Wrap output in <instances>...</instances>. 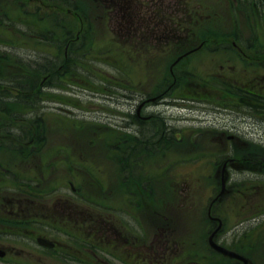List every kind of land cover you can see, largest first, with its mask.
<instances>
[{
	"label": "rangeland",
	"instance_id": "1",
	"mask_svg": "<svg viewBox=\"0 0 264 264\" xmlns=\"http://www.w3.org/2000/svg\"><path fill=\"white\" fill-rule=\"evenodd\" d=\"M198 2L206 5L208 12H201L198 17L202 18L197 22L206 23L196 29L188 26L200 38L195 36L198 39H191L189 46L182 50L197 47L202 40L206 43L175 66L176 86L171 95L142 113L152 116V122L143 129V136L151 127L166 125L172 129V136L182 140L175 141L170 149L160 147L159 151H153L132 133L130 126L137 121L133 110L142 95L154 97L172 84L169 65L177 54L156 55L148 63L129 59L135 56V49L123 47L119 33L111 31L115 20L111 21L110 15L104 13L108 4L104 2V7L102 0H0V72H3L0 80L12 70L17 74L14 80L0 81V136H8L12 131L15 137L39 138L44 143L37 145L35 151L30 145L33 153L22 161L16 158L0 161L8 169L0 168V197H10L11 190L18 186L35 185L68 195L71 183L94 200L89 204L95 214L121 218L122 223L131 227L126 232L130 238V232L139 233L137 221L147 215L141 206L149 203L151 207L157 206L161 215L180 222L181 228L187 225L185 237L196 242L191 258L199 254L198 250L205 251L207 237L201 220L204 222L207 206L216 195L218 158L233 155L251 160L264 153V143H252L249 139L247 143L243 142L245 139L240 143L218 142L217 138L222 135L232 134V119L226 111L231 106L225 102L234 93L232 84L238 75L249 76L251 69L247 63L242 65L233 59L230 11L220 12L223 7L218 0ZM255 23L247 18L243 20V32H252ZM162 24L169 25L167 20ZM61 32L72 40L76 34L80 38L65 51L66 40ZM258 33L264 46V28H259ZM63 56L69 60H63ZM7 62H13L15 68L11 70L12 64ZM22 67L28 71L50 68L54 73L60 68L61 75L48 78L40 90L35 86L41 95L30 103L31 91L24 85L32 83L22 77ZM257 73L264 74V69L259 68ZM16 95L18 99L12 103ZM183 97L190 100L182 101ZM199 98L206 99L198 101ZM216 100H221L222 105H216ZM12 116L14 122L9 123L7 117ZM240 130L246 136L251 134L250 127ZM167 166L170 173L166 171ZM230 176L235 188L239 183L244 186L239 196L234 195L224 205V243L246 250L252 263L264 264V231L256 237L252 234L255 227L263 229L264 225L247 219L257 213L250 204L253 197L249 195V174L232 171ZM52 204L46 206L45 212L53 219ZM78 208L85 210L83 206ZM4 211L0 204V212ZM211 211L216 216L219 211L216 203ZM239 216L246 220L237 225L234 217ZM116 224L119 226L118 221ZM143 228L147 235L152 231L149 226ZM16 230L22 227L3 222L0 217L2 247H27L29 241L21 235L4 236ZM180 230H172V238L177 240ZM248 232L256 238L255 244L242 246L241 240L248 238ZM127 249L135 255V250L129 246ZM206 252L208 264H232L227 258L220 260L211 250ZM186 256L184 251L180 258L184 260ZM101 259L96 257V262ZM0 264L20 263L9 260Z\"/></svg>",
	"mask_w": 264,
	"mask_h": 264
},
{
	"label": "flooded vegetation",
	"instance_id": "2",
	"mask_svg": "<svg viewBox=\"0 0 264 264\" xmlns=\"http://www.w3.org/2000/svg\"><path fill=\"white\" fill-rule=\"evenodd\" d=\"M107 1L119 2V9H112L109 5L104 13L106 16L108 12L111 17H120L121 24L118 28L120 43L125 48L135 49L133 52L135 56H129V59L142 60L148 63L156 55L175 56L176 48H179V50L185 49L191 43V29L188 27L191 25L190 0ZM176 1L179 3L184 2V9H179L178 12H189L184 18L185 25L181 26L178 31L175 29L173 17V12L176 11ZM218 1L223 7L220 12L223 10L230 11L232 24L230 26H232L234 33L232 42L233 59L242 65L247 63L251 71L249 76L244 78L242 75H238L235 83L232 84L234 93L225 100L231 106L226 111L232 119L230 123L232 134L225 137L222 135L217 139L220 144L224 140L226 143H240L244 139L243 142L245 143L249 142L246 139H249L252 143H264V137L262 136L264 135V74L258 75L259 73H257L259 68L264 69V46L258 38V29L264 28V0ZM246 18L251 22L256 21L253 31H249L247 34L243 32V20H246ZM164 20L168 21V26L162 24ZM221 27H225V25ZM181 30L183 31L181 32ZM1 73L3 72H0V76H3ZM21 75L23 78L30 77L29 74ZM16 76L17 74L7 73L4 79L11 81ZM53 76L59 78L52 73L45 74L39 82L38 90L43 88L45 86L44 82ZM173 79L172 84L167 85L154 97L142 95L136 109L133 110V117L137 121L136 125L130 126L132 133L136 135V139L142 145L151 146L153 151H159L160 147H166V150L170 149L175 141L182 140V138L172 136V129L166 125L157 126V128L151 127L147 133L144 131L146 136L142 135L145 125L152 122L151 115L146 117L142 113L146 109L157 107L160 102L171 95L176 86V77L174 76ZM9 86L13 89L12 83L9 82ZM30 91V97L34 96V99L35 97L39 98L41 95L35 89ZM206 98H199L198 101H204ZM14 99H18L17 95L13 97L12 103ZM34 99L28 102H34ZM183 100L190 99L183 97ZM246 101H253L256 105H249L245 103ZM152 103L156 105H151ZM215 104L222 105V101L216 100ZM7 118H9V123L14 122L13 116ZM245 126L251 128V134H248V136L240 130L241 127ZM42 144L44 143L39 138L15 137L11 131L8 136H0V161L12 158L22 161L33 153L30 150V145L33 146L32 151H35L38 149L37 145ZM219 154H222L221 150ZM183 161H186V159H183ZM216 165L217 169L219 168V180L214 190L216 193L223 190V193L216 200V206L219 210L216 219L221 222V228L216 235L217 237H215V241L219 245H223L224 223L226 220V217L223 216L224 205L229 200H233L234 195L239 196L241 188L244 186V184L239 183L235 188L234 180L230 176L232 171H245L249 174L248 180H251L249 195L253 197L250 204L256 208L255 212L257 213L247 219L255 220L256 223L264 225V153L258 154L256 158L251 160H243L233 155H227L218 159ZM0 168L3 171H8L2 165H0ZM227 169L230 171H226ZM166 171L170 173L169 166H167ZM156 175L159 177L158 172ZM68 186L70 187L68 195L57 194L52 191L54 188L49 189L35 185L18 186L16 189L11 190L13 194L10 197H0V204L6 210L4 213L0 212L3 222L8 221L22 227V230L6 232L4 236L21 235L29 241L26 243L27 247L25 248H4L0 245V251L3 253L0 261L11 260L13 263L19 262L20 264H115L113 260L121 264H208L207 245L205 251L198 250L200 255L198 262L192 261V246L196 245V242L193 241L192 243L185 237L189 228L187 225L181 228L180 222L161 215L157 212V206L151 207L148 205L149 203L141 206L144 215H147L137 221L140 222L138 224L140 226L139 233L136 235L130 232L129 234L132 237L130 238L126 232L131 231V227L122 223L121 218L95 214L93 206L89 204L94 200H91L85 192L82 193L80 188L77 189L72 184H68ZM73 200L76 202H73ZM51 203H53L51 208H54L53 219L47 217L45 212L46 206ZM40 206L41 209L39 210ZM81 206L85 207V210L78 208ZM107 214H111L110 211H107ZM234 220L243 221L246 219L234 217ZM116 221L119 222V226H117ZM201 222L205 226L207 237L209 231L214 229L216 222L209 218L206 212L204 222L203 219ZM143 226H149L152 229L149 235L145 233ZM177 229L181 230L176 240L174 237L172 238L174 234H171V232ZM262 231H264V227L263 229L255 227L254 235L257 236ZM39 239L50 242L51 246L41 245L38 242ZM145 241L149 242L146 243ZM125 243L130 249L135 250L134 256L128 252ZM184 251L187 256L182 260L180 255ZM234 251L242 254L251 262V259L244 252ZM96 257H102V259L96 262ZM219 259L223 261L224 257L219 256ZM230 262L240 264L232 259H230Z\"/></svg>",
	"mask_w": 264,
	"mask_h": 264
},
{
	"label": "water",
	"instance_id": "3",
	"mask_svg": "<svg viewBox=\"0 0 264 264\" xmlns=\"http://www.w3.org/2000/svg\"><path fill=\"white\" fill-rule=\"evenodd\" d=\"M179 59H180V58H177V60L173 63V65H174ZM212 238H213V234H211V235L209 236L208 241H209V245H210V247L213 248L215 251L220 252V253H222V254H224V255H226V256H229V257L237 258V259L243 261L244 264H247L246 260H245L243 257H241V256H239V255L235 254L234 252H231V251H229V250H227V249H224L223 247L217 246V245L212 241ZM39 242L42 243V244H44V245H46L43 241H39Z\"/></svg>",
	"mask_w": 264,
	"mask_h": 264
},
{
	"label": "trees",
	"instance_id": "4",
	"mask_svg": "<svg viewBox=\"0 0 264 264\" xmlns=\"http://www.w3.org/2000/svg\"><path fill=\"white\" fill-rule=\"evenodd\" d=\"M208 34H210L209 32H208ZM107 54H109V51H107ZM45 72V71H44ZM44 72H42V70H38V69H36V70H34V69H31L30 70V74L31 73H35L36 75H40L41 73H44ZM47 72H51V71H46V73Z\"/></svg>",
	"mask_w": 264,
	"mask_h": 264
}]
</instances>
